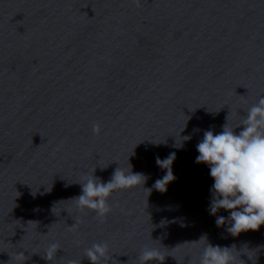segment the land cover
I'll list each match as a JSON object with an SVG mask.
<instances>
[{
	"label": "water",
	"instance_id": "1",
	"mask_svg": "<svg viewBox=\"0 0 264 264\" xmlns=\"http://www.w3.org/2000/svg\"><path fill=\"white\" fill-rule=\"evenodd\" d=\"M262 96L264 0H0V264H91L94 243L108 245L100 264H140L146 247L199 264L205 235L264 264V226L217 227L229 212L210 214L214 180L196 163L204 131L237 127ZM129 164L144 185L114 191L104 218L78 210L86 176Z\"/></svg>",
	"mask_w": 264,
	"mask_h": 264
},
{
	"label": "clouds",
	"instance_id": "2",
	"mask_svg": "<svg viewBox=\"0 0 264 264\" xmlns=\"http://www.w3.org/2000/svg\"><path fill=\"white\" fill-rule=\"evenodd\" d=\"M134 3L139 6V0H134ZM246 113L235 128L230 127L227 122L222 126L223 130L220 133L204 131L203 139L196 146L199 153L196 163L207 164L210 176L214 180L210 189V214L216 216L221 209L228 211L227 218L216 216L215 223L217 227L227 224L226 231L232 236L258 231L264 226V96L248 108ZM241 125L243 128L237 134L234 129ZM94 131H99L98 125H94ZM190 139L191 136L183 137V140ZM175 158V153H170L165 159L156 158L157 166L166 170V174L153 185L157 191L166 192L167 185L175 180L172 172ZM131 167L129 164V171L121 167L116 168L110 181L106 183L94 175L86 176L84 182L79 183L81 194L71 200L75 202L79 211L91 210L98 217L104 218L111 211L108 199L114 191L144 185L147 177L143 173H133ZM145 190L151 192V189ZM171 222L174 221L162 219L161 226ZM203 241L207 243L201 253L199 264H236L237 257L233 252L235 245L231 248L213 246L208 243L206 235L192 243ZM58 250V243L50 244L44 258L52 260ZM107 254V243H94L84 251V256L91 264H100L101 259L107 258ZM24 256L23 253L17 254L19 260H23ZM138 260L140 264H150L153 261L163 264L165 256L159 249L146 247L140 252ZM69 264L77 262L69 261Z\"/></svg>",
	"mask_w": 264,
	"mask_h": 264
}]
</instances>
